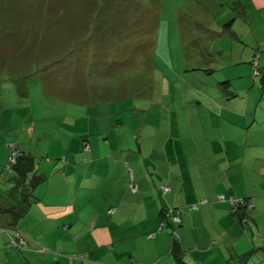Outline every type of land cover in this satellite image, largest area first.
<instances>
[{
  "label": "crops",
  "instance_id": "obj_1",
  "mask_svg": "<svg viewBox=\"0 0 264 264\" xmlns=\"http://www.w3.org/2000/svg\"><path fill=\"white\" fill-rule=\"evenodd\" d=\"M263 11L264 3L255 12ZM252 20V33L233 31L237 21L222 33L234 56L219 89L198 77L182 80L185 93L153 97L131 87L129 62H78L81 33H55L53 57L51 33H1L0 211L19 199L4 171L10 147L42 180L17 222L31 245L17 251L0 235V264H244L240 258L260 252L264 260V92L250 79L257 52L264 73V24ZM219 195L250 199L246 222L228 203L188 210ZM171 208L182 210V223L160 232ZM10 220L0 213V225ZM79 255L84 261L73 259Z\"/></svg>",
  "mask_w": 264,
  "mask_h": 264
},
{
  "label": "rangeland",
  "instance_id": "obj_2",
  "mask_svg": "<svg viewBox=\"0 0 264 264\" xmlns=\"http://www.w3.org/2000/svg\"><path fill=\"white\" fill-rule=\"evenodd\" d=\"M263 3L264 0H0V38L5 37L1 33H51L53 57L61 47L55 33H81L84 42L75 58L78 62L84 66L96 61L129 62L131 87L148 97H153L155 91L159 94L160 89L162 95L176 93L175 88L179 94L185 93L182 80L198 77H213L219 89L230 76L227 67L234 56L230 51L233 41L222 34L224 25L237 21L233 31L251 32L253 18L264 24V11L255 12ZM259 28L263 33L264 26ZM136 41L139 43L135 46ZM123 45L129 48L124 55L118 49ZM96 47L98 56L93 53ZM237 50L235 47L236 53ZM188 63L215 73L200 76L188 72ZM90 69L84 75L86 79L92 78ZM90 83L91 80L85 82L88 92ZM203 90L212 93L215 89ZM43 116L38 113L36 119ZM40 137L37 125L36 142ZM0 233L7 240V232L0 229ZM255 255L250 256L249 264H264V260L260 261L263 252Z\"/></svg>",
  "mask_w": 264,
  "mask_h": 264
},
{
  "label": "trees",
  "instance_id": "obj_3",
  "mask_svg": "<svg viewBox=\"0 0 264 264\" xmlns=\"http://www.w3.org/2000/svg\"><path fill=\"white\" fill-rule=\"evenodd\" d=\"M233 23V22H232ZM231 22H227V24H225V29L226 30H230L231 29ZM253 27V26H252ZM251 27V28H252ZM250 28V30H251ZM247 33H249L247 31ZM260 56L261 54L259 52L256 53V55L253 57L252 62H251V68H252V72L250 75V79L253 80L255 87H258L260 89V92L263 94L264 92V73L261 71V66L259 64L260 62ZM233 66L230 64V66L228 65V70L231 69ZM197 72H200L201 74H203L204 76H213L215 73V70L213 69H207V68H200V69H196ZM207 78H213V77H207ZM225 81V80H223ZM261 102V100H260ZM259 104V101L258 103ZM84 143L89 144L88 141H84ZM90 146V144H89ZM9 148V147H8ZM83 151H84V144H83ZM10 152V156L8 158V164L5 168L4 171L7 172V175H9V177L13 180V182L15 183L14 186V190L16 192V196H18L19 199H15V202H18L17 204H14L12 202L8 203L5 207L1 208L0 213H5L7 217H9L11 220L8 221L7 223L3 222L1 223L0 227L2 228V230L4 232H11V231H16L18 233H21L22 235H24L25 237H27L24 233H22L21 231H19L17 229V222L18 219L23 215V212L25 211L26 207L29 206L30 204V199L32 197V195L30 194V191L32 189V187H35L41 180H42V176L38 175L36 172H34L32 170V167L30 166L29 162L26 161V157L25 155H23V153L18 149V148H11L9 149ZM86 152V151H84ZM90 152L87 151L86 153ZM15 153L17 154V161L16 164L12 165L11 163V157L12 155ZM136 185L137 186V190L133 191L132 186ZM131 186V191L133 193H137L139 188L137 184H133ZM162 186V190H163ZM171 190V189H170ZM164 192V191H163ZM220 196L223 195H219L216 196L214 201H211L209 199H202L198 202H196L193 205H190L188 207L189 211H195V210H191L194 206H198V209L203 206V205H208V204H212V203H228L230 204L232 210H234V212L237 214L238 218L245 221L246 222V218L245 216L247 215L248 211H252L254 210V205L251 202L250 199H239L236 197H224V200H220ZM230 199H235L238 201V206H234L231 204ZM196 209V210H198ZM171 212V216H166V212ZM165 213L163 216V224H165V228L163 231L167 230V226L169 223L171 224H175L177 226H179L182 223V219H181V213L182 210L181 209H167L164 211ZM169 212V213H170ZM112 213V212H111ZM173 216H178L181 219V222L179 224L175 223L174 220L172 219ZM12 217V218H11ZM162 232V231H160ZM1 234V233H0ZM27 248H14L12 245L9 244L8 240H6L7 244H9V247H11L12 249H15L17 251H26L27 249H29V246L31 245V240L27 237ZM172 241H173V252H175L176 254H179L180 252V245L178 240L174 237H172ZM253 254L247 255L243 258H240V262L243 261L244 264H247L249 261L250 256H252ZM263 260V259H261ZM181 264H184L185 262H182V260L180 261Z\"/></svg>",
  "mask_w": 264,
  "mask_h": 264
},
{
  "label": "built area",
  "instance_id": "obj_4",
  "mask_svg": "<svg viewBox=\"0 0 264 264\" xmlns=\"http://www.w3.org/2000/svg\"><path fill=\"white\" fill-rule=\"evenodd\" d=\"M90 150V146L89 144L87 143H84V151H89ZM13 154V153H12ZM17 154H13L12 157H11V163L12 165L16 164V161H17ZM133 188V191H136L137 190V186L136 185H133L132 186ZM163 191L164 193H169L171 190L170 188H168L167 186L163 187ZM220 200H224V197L223 196H220ZM231 201V204L234 205V206H238V201L235 200V199H230ZM198 209V206H194L191 210H196ZM170 212V211H169ZM166 212V216H171V212ZM164 216V214H163ZM172 219L174 220L175 223L179 224L181 222V219L178 217V216H173ZM165 224L162 223V226L160 228V231H163L164 228H165ZM8 237H7V240L9 242L10 245H12L14 248L17 247V248H27V237H25L24 235H22L21 233H18V232H14V231H11V232H8L7 233ZM73 259H76V260H82L84 261V256L82 255H79V256H75L73 257Z\"/></svg>",
  "mask_w": 264,
  "mask_h": 264
},
{
  "label": "bare ground",
  "instance_id": "obj_5",
  "mask_svg": "<svg viewBox=\"0 0 264 264\" xmlns=\"http://www.w3.org/2000/svg\"><path fill=\"white\" fill-rule=\"evenodd\" d=\"M17 248V247H16ZM18 249V248H17Z\"/></svg>",
  "mask_w": 264,
  "mask_h": 264
}]
</instances>
